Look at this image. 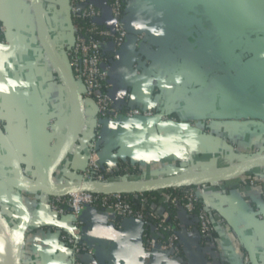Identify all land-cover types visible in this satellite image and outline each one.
I'll return each instance as SVG.
<instances>
[{
  "label": "crops",
  "instance_id": "crops-1",
  "mask_svg": "<svg viewBox=\"0 0 264 264\" xmlns=\"http://www.w3.org/2000/svg\"><path fill=\"white\" fill-rule=\"evenodd\" d=\"M94 1L106 8L104 0ZM42 3L62 54L72 32L69 0ZM125 18L130 35L110 65L111 94L122 105L153 107L169 118L101 117L88 101L83 133L65 161L71 179L87 164L98 123L102 162L130 159L151 177L225 167L264 150V0H127ZM0 21L6 27L0 36V125L23 175L36 183L71 132L74 107L40 45L30 0H0ZM140 33L147 41L138 47ZM257 169L256 176L264 178V167ZM6 177L23 176L0 138V180ZM229 180L237 183L238 177ZM5 191L22 197L31 212L21 264H73L71 247L61 237L72 230L70 219L52 213L44 193L16 185ZM206 203L227 264H243L245 252L254 264H264V181L210 193ZM8 208L19 228L21 211ZM179 216L184 250L171 259L144 247L142 222L120 220L117 226L107 211L87 206L83 230L96 255H84L85 264H208L194 218Z\"/></svg>",
  "mask_w": 264,
  "mask_h": 264
},
{
  "label": "built area",
  "instance_id": "built-area-1",
  "mask_svg": "<svg viewBox=\"0 0 264 264\" xmlns=\"http://www.w3.org/2000/svg\"><path fill=\"white\" fill-rule=\"evenodd\" d=\"M127 0H104L106 8H102L94 0H69V13L74 31V43L67 42L64 46V54L67 59V66L74 79L81 86L85 103L93 100L98 108L101 117L117 119L125 114L128 117H152L159 114L153 107H135L118 103L110 90V65L120 59V49L129 38V30L125 18ZM6 32V27L0 23V36ZM147 41L145 33L136 36V45L142 46ZM113 47L112 56L105 55L104 50ZM161 113V112H160ZM162 118L169 116L162 111ZM57 120L51 118L48 123V130L54 131ZM209 124L210 120L204 122ZM102 125L98 123L96 136L90 144L88 161L86 166L77 174L76 178L66 179L65 162L56 175V183L66 186L73 181L99 180V181H137L148 180L158 177L148 176V172L135 162L128 164L123 172L116 176L105 177L106 173L113 174L122 170L119 161L116 164H104L102 162L101 147L103 134ZM264 153L260 150L257 153ZM132 168V170L130 169ZM183 169L181 172H186ZM246 174L239 176L244 177ZM249 184L255 185L263 182L264 178L248 176ZM228 180L202 183L184 187L181 190V197L177 194L170 196L171 202L181 208L182 212L188 213L194 218L195 230L198 233L199 241L205 245V253L208 264H227L222 254V246L217 235L214 222V214L206 203L210 193H225V182ZM142 194V193H140ZM142 202L146 198L142 197ZM201 202V205H197ZM49 210L58 217H67L71 221L72 233L62 236L64 241L72 245L71 252L74 254L73 264H85L84 255H96L93 245L88 242L82 219L83 211L87 206H94L104 209L110 214L114 225L119 226L120 220H137L150 223L145 205L137 209L132 204L129 194L109 193L98 191H77L65 197H53L47 203ZM196 210V213H195ZM153 215V214H152ZM159 224H151V232L143 245L147 250L158 249L173 259L183 252L182 238L179 230L175 229L172 222L168 220L171 214L168 210L160 209L157 214ZM180 225V224H179ZM169 231L165 234L163 231ZM216 234V235H215ZM243 264H254L248 253L243 254Z\"/></svg>",
  "mask_w": 264,
  "mask_h": 264
},
{
  "label": "water",
  "instance_id": "water-1",
  "mask_svg": "<svg viewBox=\"0 0 264 264\" xmlns=\"http://www.w3.org/2000/svg\"><path fill=\"white\" fill-rule=\"evenodd\" d=\"M35 15L36 27L40 45L59 80L66 86L71 96L74 107L73 128L65 141L61 144L54 156L48 162L36 183H31L23 175L24 168L12 148L6 131L0 125V138L11 153L21 177H6L0 180V226L4 236L6 248V264H21L20 251L25 233L31 222V212L26 203L15 195L8 194L5 189L8 185H16L25 192H40L50 197H65L77 191H98L121 194L145 193L166 188L188 187L202 183L229 180L249 173L250 171L264 167V153L249 155L243 161L225 167H217L193 172H180L174 175L158 177L148 180L137 181H99V180H78L59 188L55 179L58 170L68 159L76 148L84 127L87 122L86 103L79 84L74 79L67 66V59L64 53H60L54 44L48 26V19L45 14L42 0H30ZM71 19V17H70ZM74 31L72 25L71 39L74 43ZM263 114V113H261ZM162 112L152 116L143 117L154 121L162 118ZM141 117V116H140ZM37 151L33 145V152ZM8 205L18 208L22 213V221L19 228H15L12 222ZM72 233V230L70 231Z\"/></svg>",
  "mask_w": 264,
  "mask_h": 264
},
{
  "label": "trees",
  "instance_id": "trees-1",
  "mask_svg": "<svg viewBox=\"0 0 264 264\" xmlns=\"http://www.w3.org/2000/svg\"><path fill=\"white\" fill-rule=\"evenodd\" d=\"M0 23H1V21H0ZM104 53H105V55H107L109 57H111L112 54H113L112 51H110L109 49L104 50ZM54 75H55V79L59 80V78L56 76L55 73H54ZM80 89H81V86H80ZM172 116H175L177 118V115L175 113ZM133 162H135V161H131L130 159H126V160L125 159H121L119 161V164H120L122 170L116 171L113 174L106 173L105 177H110V176H116L117 177V175H119V174H121L123 172V169L126 166H128V164L133 163ZM135 163L139 166L138 162H135ZM130 169L132 170V168H130ZM258 172H259V169H254V170L250 171L244 177L239 178L237 183L235 181H233V180H228V181L225 182V185H226L225 187H227L228 189H231V188H235V187H237V185L239 186L241 184H247L248 185L249 184V179L247 177L248 176L249 177L250 176L255 177ZM71 176H72L71 170H69L68 173L66 174L65 178L70 180L72 178ZM183 188L184 187L166 188V189L157 190V191H148V192H145V193H142V194H140V193L129 194L131 202L135 206V208L139 209V208L142 207V205H145V210L148 213V219L147 220L150 223H145L144 224V234H143L144 238L143 239H144L145 242H146V239H147L149 233L151 232V224L152 223H154V224L161 223L160 219H159V216L158 215H154V214H157L160 209L168 210L170 212V214H171V217H170V219L168 221L172 222V224L175 226L176 230L180 229V225L179 224H180L181 218H180L179 214L182 211H181L180 207H177L174 204H172L170 196H173V195L177 194V195H179L181 197L182 195L180 193H181V190ZM35 193H38V192H35ZM47 197H48L49 200L53 199V197H50V196H47ZM142 197L146 198V202H144V203L142 202V200H141ZM197 205H201V202L198 203ZM100 209H102V208H100ZM195 213H196V210H195ZM163 231L165 232V234L169 233V231H167V230L163 229ZM61 233H62L61 237L63 235H65V234H67L66 231H62ZM62 241L65 242V244L68 245L69 247H72V245L69 244L67 241H64L63 239H62ZM203 246H205V245H203Z\"/></svg>",
  "mask_w": 264,
  "mask_h": 264
},
{
  "label": "bare ground",
  "instance_id": "bare-ground-1",
  "mask_svg": "<svg viewBox=\"0 0 264 264\" xmlns=\"http://www.w3.org/2000/svg\"><path fill=\"white\" fill-rule=\"evenodd\" d=\"M59 188L61 189L63 188V186H60ZM0 259L2 264H6V248H5L4 236L1 230V226H0Z\"/></svg>",
  "mask_w": 264,
  "mask_h": 264
},
{
  "label": "rangeland",
  "instance_id": "rangeland-1",
  "mask_svg": "<svg viewBox=\"0 0 264 264\" xmlns=\"http://www.w3.org/2000/svg\"><path fill=\"white\" fill-rule=\"evenodd\" d=\"M240 162V161H239ZM17 228V227H16ZM0 264H2V262H1V259H0Z\"/></svg>",
  "mask_w": 264,
  "mask_h": 264
}]
</instances>
